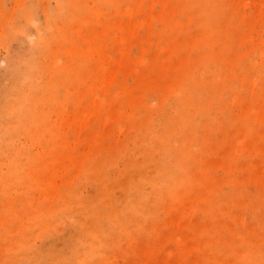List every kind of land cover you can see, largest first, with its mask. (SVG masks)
<instances>
[{
    "label": "rangeland",
    "instance_id": "rangeland-1",
    "mask_svg": "<svg viewBox=\"0 0 264 264\" xmlns=\"http://www.w3.org/2000/svg\"><path fill=\"white\" fill-rule=\"evenodd\" d=\"M0 264H264V0H0Z\"/></svg>",
    "mask_w": 264,
    "mask_h": 264
},
{
    "label": "bare ground",
    "instance_id": "bare-ground-1",
    "mask_svg": "<svg viewBox=\"0 0 264 264\" xmlns=\"http://www.w3.org/2000/svg\"><path fill=\"white\" fill-rule=\"evenodd\" d=\"M244 214V213H243ZM218 217V216H217ZM170 219V218H169ZM168 224V223H167ZM173 224V223H172ZM178 224V223H177ZM209 225V224H208ZM176 226V225H175ZM177 227V226H176ZM178 229V228H177ZM38 232V231H37ZM222 239V238H221ZM193 256V255H192Z\"/></svg>",
    "mask_w": 264,
    "mask_h": 264
}]
</instances>
